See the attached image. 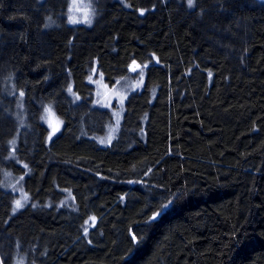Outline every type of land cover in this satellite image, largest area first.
Returning a JSON list of instances; mask_svg holds the SVG:
<instances>
[{"label":"trees","instance_id":"trees-1","mask_svg":"<svg viewBox=\"0 0 264 264\" xmlns=\"http://www.w3.org/2000/svg\"><path fill=\"white\" fill-rule=\"evenodd\" d=\"M126 2L0 0V264H264V1ZM95 62L150 63L104 147Z\"/></svg>","mask_w":264,"mask_h":264},{"label":"rangeland","instance_id":"rangeland-1","mask_svg":"<svg viewBox=\"0 0 264 264\" xmlns=\"http://www.w3.org/2000/svg\"><path fill=\"white\" fill-rule=\"evenodd\" d=\"M69 9L67 11L68 23L70 26L83 25L85 27H93L96 18L99 14H102L109 3H119L124 7H128L126 0H69ZM264 1V0H261ZM157 60H154L156 62ZM149 65L138 66L135 65L132 68L133 76L127 77L122 80H118L115 84L110 85L104 78L101 72L97 70V62H95L93 68L88 76V84L93 88V101L94 108L99 110L109 111L112 116V122L107 126V132L104 134L96 135L94 141L104 147L109 146L114 141L121 131V127L126 114V103L129 97L144 89L147 79V72ZM72 90V85L69 91ZM68 91V94L71 93ZM72 95L74 93H71ZM73 98L76 97V102L82 98L80 93L75 92ZM74 99V98H73ZM56 114V113H55ZM44 121L49 126L48 139L52 141L63 128V120L54 116L53 114H44ZM14 147V146H13ZM12 147V149H13ZM15 153V151H14ZM11 174V173H10ZM12 175V174H11ZM9 174H7V177ZM14 178L15 176L12 175ZM9 176L7 181L10 182L12 189L17 190L19 180ZM26 198V195H23ZM69 199V197H68Z\"/></svg>","mask_w":264,"mask_h":264},{"label":"snow or ice","instance_id":"snow-or-ice-1","mask_svg":"<svg viewBox=\"0 0 264 264\" xmlns=\"http://www.w3.org/2000/svg\"><path fill=\"white\" fill-rule=\"evenodd\" d=\"M189 5H191V0H189ZM17 204L19 205V202H17Z\"/></svg>","mask_w":264,"mask_h":264}]
</instances>
